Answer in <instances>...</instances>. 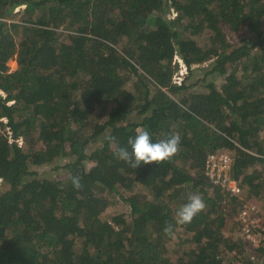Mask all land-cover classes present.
<instances>
[{"label": "trees", "instance_id": "1", "mask_svg": "<svg viewBox=\"0 0 264 264\" xmlns=\"http://www.w3.org/2000/svg\"><path fill=\"white\" fill-rule=\"evenodd\" d=\"M143 129L179 153L132 169L115 153ZM261 130L264 0H0V264H238ZM222 151L245 198L207 174ZM117 193L129 211L105 218Z\"/></svg>", "mask_w": 264, "mask_h": 264}, {"label": "clouds", "instance_id": "2", "mask_svg": "<svg viewBox=\"0 0 264 264\" xmlns=\"http://www.w3.org/2000/svg\"><path fill=\"white\" fill-rule=\"evenodd\" d=\"M128 145L131 151L127 147L119 148L115 153L116 156L125 161L132 169L139 168L141 164L144 165L160 164L163 162H169L180 151L181 136L179 134H173L166 139L153 142L151 133L146 130H137L135 137H130ZM72 184L77 190L83 186L81 184V177L79 175L71 177ZM206 204L199 194L190 195L188 202L180 207L175 213V220L178 225L190 224L193 219L204 209ZM166 235H173V225L166 223L164 228Z\"/></svg>", "mask_w": 264, "mask_h": 264}, {"label": "built area", "instance_id": "3", "mask_svg": "<svg viewBox=\"0 0 264 264\" xmlns=\"http://www.w3.org/2000/svg\"><path fill=\"white\" fill-rule=\"evenodd\" d=\"M233 163V155L229 152H212L208 154L206 160L207 174L216 182L220 183L224 188L228 189L231 193H240V187L236 179L231 175ZM262 212L253 203L244 204L239 212L238 220H243L242 234L245 241H250L255 248H247L242 251L239 249H232L230 254L236 258L238 264H246L241 259L246 255L251 261L262 263L263 259L260 258L258 248L261 244V238H264V226L262 223Z\"/></svg>", "mask_w": 264, "mask_h": 264}, {"label": "rangeland", "instance_id": "4", "mask_svg": "<svg viewBox=\"0 0 264 264\" xmlns=\"http://www.w3.org/2000/svg\"><path fill=\"white\" fill-rule=\"evenodd\" d=\"M20 7H17L16 8V10H18ZM171 12H172V10H171ZM13 14V13H12ZM167 14H168V12H167ZM209 32V30L208 29H206L205 28V32L204 33H208ZM235 35V38H236V40H238L239 38H240V35H243V34H237V33H235L234 34ZM204 38V36H200V40H202ZM8 64H9V66H10V70H14V69H16L17 68V61L16 60H14V59H10L9 61H8ZM199 76H201V74H196L195 75V77L196 78H198ZM211 78H214L213 76H210ZM210 77H208V78H210ZM222 77H219V82L220 81H222V79H221ZM260 133H261V136H264V132L261 130L260 131ZM96 144H93L91 147H94ZM141 188V186L140 185H137V187L135 188L136 190H138V189H140ZM3 189V187H1V185H0V190H2ZM123 190V189H122ZM228 190V189H227ZM229 191V190H228ZM240 192H241V190H240ZM243 193V192H242ZM246 193V192H245ZM119 193H117L114 197H113V201H112V204L108 207V209L106 210V212L103 214L104 215V217L105 218H108V219H112V216L114 215V214H116V213H118V212H122V211H129V206L126 204V203H123V202H121L120 200H118L119 199V195H118ZM236 194H239V193H236ZM240 195H241V193H240ZM248 195V194H247ZM243 198H245L244 197V195H243ZM250 198V199H249ZM248 203H253V204H255V205H257V207L260 209V211L262 212V214L264 213V197H262V198H255L254 196H249L248 198H247V200H245V202H244V204H248ZM262 219V218H261ZM262 221V220H261ZM228 232V231H227ZM262 241H264V238L262 237L261 238V242ZM249 244V243H248ZM248 244H247V248H249V246H248ZM250 244H252V243H250ZM252 246H253V248L252 249H254L255 248V246L252 244ZM252 249H250V250H252ZM229 254H230V252H229ZM231 255H232V253H231ZM243 257H247L246 255H243L242 257H241V260H243ZM248 258V257H247Z\"/></svg>", "mask_w": 264, "mask_h": 264}, {"label": "crops", "instance_id": "5", "mask_svg": "<svg viewBox=\"0 0 264 264\" xmlns=\"http://www.w3.org/2000/svg\"><path fill=\"white\" fill-rule=\"evenodd\" d=\"M244 194L242 193L240 196H243Z\"/></svg>", "mask_w": 264, "mask_h": 264}]
</instances>
